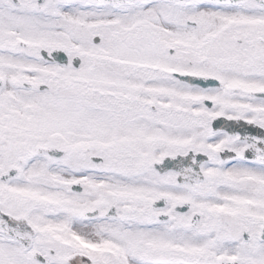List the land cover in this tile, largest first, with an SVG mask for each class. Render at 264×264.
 <instances>
[{
	"label": "snow or ice",
	"instance_id": "snow-or-ice-1",
	"mask_svg": "<svg viewBox=\"0 0 264 264\" xmlns=\"http://www.w3.org/2000/svg\"><path fill=\"white\" fill-rule=\"evenodd\" d=\"M0 264H264V0H0Z\"/></svg>",
	"mask_w": 264,
	"mask_h": 264
}]
</instances>
